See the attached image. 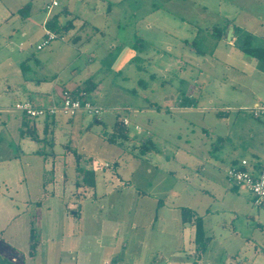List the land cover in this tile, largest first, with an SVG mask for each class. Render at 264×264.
Instances as JSON below:
<instances>
[{
	"label": "rangeland",
	"instance_id": "1",
	"mask_svg": "<svg viewBox=\"0 0 264 264\" xmlns=\"http://www.w3.org/2000/svg\"><path fill=\"white\" fill-rule=\"evenodd\" d=\"M29 1L33 12L23 20L12 15L19 0H0V257L15 264H70L66 236L77 226L65 204L75 188L56 176L55 195L46 196L43 181L50 180L49 173H75L78 161L79 183L83 169L96 173L95 190L87 196H101L103 213L126 221L149 219V210H135L141 173H219L222 192L207 195V248L197 261L264 264V207H255L243 188L224 180L233 161L264 160V115L256 118L250 111L264 106V67L233 37L228 41L227 32L221 40L213 35L215 27H233L236 39L252 34L253 46L264 48V0H55L54 11L71 12L60 23L75 17L76 28L41 51L43 9L53 0ZM89 81L96 85L91 101L104 110L101 122L84 115L58 117L45 132V120L35 119L47 144L20 139L19 102L48 105L63 90ZM28 87L47 95H25ZM184 99L193 105L184 107ZM124 119L129 139L111 142ZM148 139L156 150L142 155ZM38 149L46 159L35 154ZM207 207L200 203L193 212L204 215ZM29 221L40 241L33 259L27 256ZM89 259L98 264L100 258Z\"/></svg>",
	"mask_w": 264,
	"mask_h": 264
},
{
	"label": "crops",
	"instance_id": "2",
	"mask_svg": "<svg viewBox=\"0 0 264 264\" xmlns=\"http://www.w3.org/2000/svg\"><path fill=\"white\" fill-rule=\"evenodd\" d=\"M104 1L114 4L123 0ZM29 2L32 5L30 14L27 18H22L23 20H29L33 12V2L29 0H19L20 4L13 10L12 15L16 14L21 18L18 12ZM14 3L17 4L18 2L14 1ZM48 4L51 3H47L46 5ZM54 9L49 16L45 13V18L42 21L44 29V22L48 20V17L60 14L58 19L60 23L62 14L71 15L68 9L60 11H54ZM64 10L66 11L63 12ZM69 20H73L74 28L72 30H75L76 18L74 17ZM230 29H232L233 41L235 43V40H237L235 38V29L233 27H230ZM247 35H251L254 41L255 36L252 34H243V38ZM24 92L25 95L31 92L38 98H43L47 95V92L40 87H28ZM29 101L33 102L32 100ZM33 103L42 105L36 102ZM46 130L45 128V132ZM50 132L52 134L54 131L50 130ZM20 139L25 141L30 138L20 137ZM43 143L47 144L46 141ZM48 143L51 146L55 144L53 139ZM27 147L29 149L28 152H30V145H27ZM35 154L46 159L45 154L39 149L35 151ZM52 155L56 156L55 153H52ZM63 156L67 158L71 155L67 156L63 154ZM49 175L50 180L43 181V190L46 196L55 195L54 186L59 183V181L55 182V179H53L56 176L61 179L63 184L70 183L75 188V192L71 193L75 201H72V198H70L65 204L67 217H73L74 227L77 226L73 232H68L66 236L69 240L70 255L72 256L70 264H91L89 258L92 256L100 258L98 264H207L206 261L204 263L197 261V259L201 260L205 257L207 247L205 243L196 244L195 225L182 221V210L190 209L197 213L200 203L204 202L206 205H209V207L203 208V211H206L204 215L199 216L195 213L197 217L203 220L204 226L205 217H209L211 213V199L207 200V195L222 192V187L218 184L219 173H141L135 180L137 188L135 210L139 214H146L149 210V219L142 220V216H140L132 221L112 219L104 214L105 206L100 203L101 196L95 193L92 196H87L86 194L88 191L95 190V187L89 189L77 186L76 168L75 173H49ZM52 175L53 177L51 178ZM207 178L212 180H208ZM224 180L229 186L231 185L226 179V173H224ZM215 196L212 198L213 202L216 199ZM87 202H89V205L85 208ZM36 204L40 206L42 203L41 201H37ZM90 206H94L93 209L95 210L93 212L89 211L91 210L89 209ZM11 219L13 218L11 217ZM29 223L30 237L31 221ZM204 241H206V238H204ZM130 244L134 247L139 246V249L130 250ZM39 247L36 255L30 257L28 243L27 256L29 259L37 256ZM168 248H170L169 251L165 250ZM142 249H145V251H142ZM199 252H203V254H199Z\"/></svg>",
	"mask_w": 264,
	"mask_h": 264
},
{
	"label": "built area",
	"instance_id": "3",
	"mask_svg": "<svg viewBox=\"0 0 264 264\" xmlns=\"http://www.w3.org/2000/svg\"><path fill=\"white\" fill-rule=\"evenodd\" d=\"M56 7H58L57 1H52L51 4L45 6L44 12L49 16ZM56 39V34L45 28L43 42L37 46V50H43ZM16 110L30 119H46L47 117L73 119L80 115L98 118L104 111L102 107L91 101L87 92L73 93L72 90L68 89L63 90L60 93V99L53 100L51 104L36 105L25 100L16 105ZM250 111L254 117L258 118L264 115V106H256ZM123 124L128 125V120L124 119ZM226 179L229 184L243 188L250 195L255 207H264V161L259 163L242 159L227 168Z\"/></svg>",
	"mask_w": 264,
	"mask_h": 264
},
{
	"label": "trees",
	"instance_id": "4",
	"mask_svg": "<svg viewBox=\"0 0 264 264\" xmlns=\"http://www.w3.org/2000/svg\"><path fill=\"white\" fill-rule=\"evenodd\" d=\"M32 5L31 3H27L24 5L18 12V14L21 16V18H27L28 15L30 14ZM64 10L63 12H65ZM59 15L56 14L51 16L45 23V28L54 34H56L57 38H62V35L67 34L69 31H71L74 28L73 25V20H67L65 24H60L59 23ZM227 28H220V27H215L213 29V35L216 39L221 40L226 32ZM242 41L244 42V46L240 48V50L246 54L247 56L257 60L260 64L261 67H264V48L263 47H254L253 46V37L251 35L245 36ZM196 43L193 45L195 46ZM21 67L23 70L27 68L25 63L21 64ZM139 84H143V81H139ZM96 85L94 83L88 82V85L85 87H77L73 89V93H78L80 91H85L87 92L90 97L92 92L95 90ZM91 99V98H90ZM29 101V100H28ZM31 102V101H30ZM33 103V102H32ZM182 105H185L184 107H191L193 105V101H190L189 99H184L183 101L180 102ZM35 119H30L27 118L26 116L22 115V122L20 126V137L25 138L28 137L32 141L36 143H42L45 141V139H39L38 136V130L35 126L34 123ZM45 120V128L47 129L48 124H55L56 119L55 118H49L47 117ZM72 120V119H70ZM93 124H98L101 122L97 117L92 118ZM119 124L124 127V130L118 129L117 126ZM119 124L115 125L114 132L111 135V142H116L118 139H121L123 141H127L129 139L128 132L126 131L128 127L124 126L123 121H119ZM156 146L153 143L151 139H148L146 142L143 143V145L139 149V153L142 155H145L151 151H155ZM75 153V152H74ZM77 161V160H76ZM259 162V161H258ZM234 164L236 161L233 162ZM232 163V164H233ZM260 163V162H259ZM77 166H78V161L76 164V171H77ZM81 171V170H80ZM83 180L82 183H79L77 181V186L78 187H83V188H89L93 189L95 187V179H96V173L93 169H83ZM237 187V186H235ZM182 221L184 223H193L196 228V244L200 245L204 243V238H205V232H204V226H203V220L200 217H197L195 212H193L190 209H183L182 210ZM29 256L34 257L37 253L40 241L38 238V234L36 233L35 228L31 224V230H30V237H29ZM0 264H15L14 262H9L7 259L0 257Z\"/></svg>",
	"mask_w": 264,
	"mask_h": 264
},
{
	"label": "water",
	"instance_id": "5",
	"mask_svg": "<svg viewBox=\"0 0 264 264\" xmlns=\"http://www.w3.org/2000/svg\"><path fill=\"white\" fill-rule=\"evenodd\" d=\"M229 37H233L232 29H230V30L227 32V36H226V38H227L228 41L231 40V38H229ZM235 44H236V46L239 47V48H241V47L244 46V42H243L242 40H240V39L235 40Z\"/></svg>",
	"mask_w": 264,
	"mask_h": 264
}]
</instances>
